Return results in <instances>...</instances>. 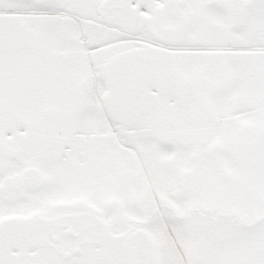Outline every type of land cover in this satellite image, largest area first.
Instances as JSON below:
<instances>
[{
    "label": "snow or ice",
    "instance_id": "6c2138e0",
    "mask_svg": "<svg viewBox=\"0 0 264 264\" xmlns=\"http://www.w3.org/2000/svg\"><path fill=\"white\" fill-rule=\"evenodd\" d=\"M0 264H264V0H0Z\"/></svg>",
    "mask_w": 264,
    "mask_h": 264
}]
</instances>
